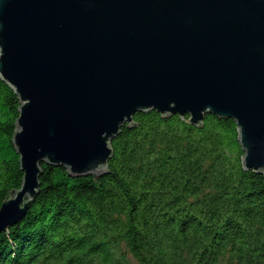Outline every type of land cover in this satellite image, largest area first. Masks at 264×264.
Segmentation results:
<instances>
[{
  "label": "water",
  "instance_id": "1",
  "mask_svg": "<svg viewBox=\"0 0 264 264\" xmlns=\"http://www.w3.org/2000/svg\"><path fill=\"white\" fill-rule=\"evenodd\" d=\"M0 77L22 106L24 180L0 209L21 222L41 166L103 176L137 113L234 119L264 174V0H0Z\"/></svg>",
  "mask_w": 264,
  "mask_h": 264
},
{
  "label": "trees",
  "instance_id": "2",
  "mask_svg": "<svg viewBox=\"0 0 264 264\" xmlns=\"http://www.w3.org/2000/svg\"><path fill=\"white\" fill-rule=\"evenodd\" d=\"M20 97L0 77V209L21 189ZM137 113L103 176L41 166L0 264H264V174L246 170L234 119Z\"/></svg>",
  "mask_w": 264,
  "mask_h": 264
}]
</instances>
